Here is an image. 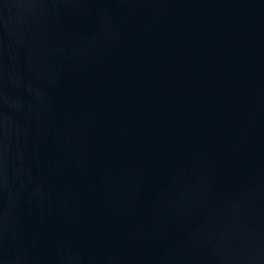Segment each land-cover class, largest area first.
Returning <instances> with one entry per match:
<instances>
[{"label":"water","instance_id":"1","mask_svg":"<svg viewBox=\"0 0 264 264\" xmlns=\"http://www.w3.org/2000/svg\"><path fill=\"white\" fill-rule=\"evenodd\" d=\"M0 264H264V0H0Z\"/></svg>","mask_w":264,"mask_h":264}]
</instances>
